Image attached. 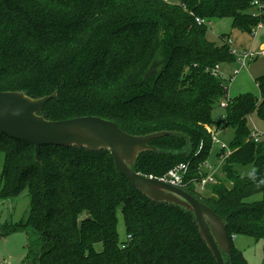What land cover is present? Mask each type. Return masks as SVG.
Instances as JSON below:
<instances>
[{"label":"trees","instance_id":"trees-1","mask_svg":"<svg viewBox=\"0 0 264 264\" xmlns=\"http://www.w3.org/2000/svg\"><path fill=\"white\" fill-rule=\"evenodd\" d=\"M253 2L0 0V90L55 93L39 112L48 120L99 116L132 135L166 132L132 164L156 178L188 162L189 177L199 179L212 131L233 128L232 153L223 158L224 177L209 184L211 194L192 183L184 189L225 221L226 264H249L232 239L264 240V198L249 200L264 193V140L253 141L249 124L255 110L264 119V75L257 78L260 99L250 92L229 97V83L214 70L236 62L231 34L212 39L196 17L231 18L233 28L253 34L264 21V8L254 13ZM222 101L223 119L215 121ZM1 155L0 201L24 189L30 196L27 218L7 232L29 235L22 264H218L193 211L134 187L107 148L52 144L37 158L35 145L0 132ZM248 164L252 173L239 174L236 167Z\"/></svg>","mask_w":264,"mask_h":264},{"label":"water","instance_id":"water-1","mask_svg":"<svg viewBox=\"0 0 264 264\" xmlns=\"http://www.w3.org/2000/svg\"><path fill=\"white\" fill-rule=\"evenodd\" d=\"M56 94L32 98L25 92L0 90V132L35 145L36 156L47 145H78L96 150L107 148L116 168L136 188L156 201H168L192 210L200 232L218 264H226L230 238L225 221L208 205L184 188L135 171L132 164L141 151L151 149L150 140L166 132L132 135L111 120L99 116H81L48 120L39 112Z\"/></svg>","mask_w":264,"mask_h":264},{"label":"rangeland","instance_id":"rangeland-1","mask_svg":"<svg viewBox=\"0 0 264 264\" xmlns=\"http://www.w3.org/2000/svg\"><path fill=\"white\" fill-rule=\"evenodd\" d=\"M171 2H178L179 0H169ZM254 12H258L254 8ZM210 38L218 39L219 35L227 33L231 34L232 41L235 47L239 48L240 51L252 48L255 51L264 49V28L260 29L254 38V35L242 32L236 28L232 27L231 18H215L211 20L209 25ZM233 69L241 70V65L234 62L233 65L225 68L226 73H231ZM264 75V55H259L255 58L248 60V66L241 70L239 74L235 76L232 81H229V97H236L243 93H253L260 99L261 93L257 84V78ZM225 109L221 108L220 105H216L213 110V118L215 121H221L223 119V114ZM249 124L257 132L264 134V119H262L258 111L255 110L249 116ZM217 138L219 142H214L211 149L210 155L208 156L207 165L205 169L209 172H214L217 177L221 179L224 177L222 172V154L223 148L222 143H224L228 148L231 149V142L235 138V130L231 127H225L217 133ZM4 163V156H0V184H1V171ZM236 170L242 176H248L254 170L253 164L248 165H238ZM216 177V179H217ZM211 186V185H210ZM195 188V186H194ZM198 189V187H196ZM199 190V189H198ZM208 191V192H207ZM210 187L207 186L206 189L202 191L204 195H209ZM211 194V193H210ZM264 198V193H258L249 198L250 201L261 200ZM30 206V196L27 189H24L17 197L6 198L0 201V262L3 260H8L13 264H22L25 255L27 253V244L29 241L28 233L24 231H16L13 233L9 232V229L15 225L22 224L28 216ZM87 212H84L85 215ZM28 228V227H27ZM117 230L120 236V240H125L127 238L126 227L124 216L122 212L118 213V226ZM33 234V230L29 227L28 230ZM36 237V234H33ZM234 246L242 252L246 261L249 264H262L264 261V240L256 238L250 235L238 234L234 235L232 239ZM231 246V241H230ZM96 250L101 251L103 249L102 243H97L95 245Z\"/></svg>","mask_w":264,"mask_h":264},{"label":"built area","instance_id":"built-area-1","mask_svg":"<svg viewBox=\"0 0 264 264\" xmlns=\"http://www.w3.org/2000/svg\"><path fill=\"white\" fill-rule=\"evenodd\" d=\"M253 3L255 5V9L258 10V12H254V13L261 14L262 9L264 8V2L262 0H254ZM196 21L198 24H207L208 26L211 24V21H207L206 19L200 18V17H196ZM263 27H264V21H260L254 28L252 35L255 36L256 33ZM228 43L231 48L230 50L231 53L235 55L236 57V62L241 65V70H243L244 68L248 66L249 59L255 58L259 55H264V49H261L258 52L253 50L252 48L240 51L239 48L234 46L231 38L228 40ZM241 70L233 69L232 72L228 74L226 73L225 70L217 66L214 70V73L215 75L219 76L223 80L227 78L229 81H232L235 78V76L239 74ZM226 106H227V101H222L221 107L225 108ZM218 131H219L218 129H215L212 131L213 144L214 142H219V139L217 138ZM251 138L255 142H260L264 140V134L259 133L255 129H253L251 133ZM201 146H203V143H201ZM222 148H223V154L221 155L222 158L227 157L232 153V150L228 148L224 143H222ZM204 164L205 165L208 164L207 160L203 164L200 165L199 173L201 177L199 179L189 177L190 164L188 162L178 164L177 166L170 169L165 175L161 177H158V178L153 177V176L152 177L160 181L181 187V188H184L188 184L192 183L195 186V190L202 192L204 189H206L207 186H209V184L217 182L216 173L207 171L205 169V166L203 167ZM196 187H198L199 190L196 189ZM122 246L125 247L124 244ZM0 264H13V263H11L8 260H3V262H0Z\"/></svg>","mask_w":264,"mask_h":264},{"label":"crops","instance_id":"crops-1","mask_svg":"<svg viewBox=\"0 0 264 264\" xmlns=\"http://www.w3.org/2000/svg\"><path fill=\"white\" fill-rule=\"evenodd\" d=\"M264 28V27H263ZM256 36V35H255ZM255 36H254V38H255ZM230 38H232V37H230ZM264 44H262L261 46H263ZM221 107V106H220ZM222 108V107H221ZM224 109V108H223ZM224 115V114H223Z\"/></svg>","mask_w":264,"mask_h":264}]
</instances>
